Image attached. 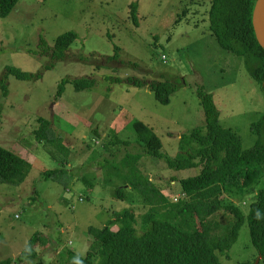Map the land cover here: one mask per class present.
<instances>
[{"label": "rangeland", "instance_id": "obj_1", "mask_svg": "<svg viewBox=\"0 0 264 264\" xmlns=\"http://www.w3.org/2000/svg\"><path fill=\"white\" fill-rule=\"evenodd\" d=\"M211 1L20 0L8 17L0 19V83L7 67L42 76L26 81L10 76L6 96L0 84V146L32 165L21 186L0 183V264L9 260L10 264H72L70 251L80 256L89 251L91 227L101 230L131 208L138 216L139 234L145 232L140 224L149 207L114 168L126 154L140 150L133 128L136 121L160 137L164 154L177 157L183 135L206 129L200 87L213 95L221 125L238 134L244 150L256 144L252 126L264 114V90L243 58L222 49L212 35ZM67 32H75L77 39L66 59L54 61L44 45L54 48ZM117 47L120 59L111 61ZM109 77L167 79L180 86L170 104L163 105L150 88L112 83ZM82 78L94 79L95 87L77 92L67 84L57 97L63 80ZM39 118L52 122L56 143L37 140ZM115 133L132 146L109 147ZM138 164L172 201L182 197L180 181L202 170L171 169L151 156ZM59 168L70 176L66 183L44 177ZM119 188L129 201L116 198ZM255 200L234 199L247 218ZM39 232L44 243L38 242L35 258L19 261ZM217 255L222 264L258 261L248 219L232 248Z\"/></svg>", "mask_w": 264, "mask_h": 264}, {"label": "trees", "instance_id": "obj_2", "mask_svg": "<svg viewBox=\"0 0 264 264\" xmlns=\"http://www.w3.org/2000/svg\"><path fill=\"white\" fill-rule=\"evenodd\" d=\"M19 2L0 0V19L8 17ZM256 2L212 0L209 23L210 31L220 47L242 57L251 77L264 90V49L257 41L253 27ZM133 16L138 24L136 4L133 5ZM76 39L75 32H67L57 39L54 48L44 45L47 48L45 53L50 54L54 61L64 60ZM116 52L115 56L109 58L111 61H119L120 48L117 47ZM134 66L137 67L136 64ZM10 76L22 81L42 78L41 75L27 73L16 67H7L0 83L4 96L9 93L7 80ZM107 80L112 83L128 82L140 88L148 87L163 105L170 104L180 86L179 82L167 79L149 82L140 78L109 77ZM67 84H72L77 92H82L93 89L96 81L90 78L63 80L58 98L65 92ZM198 96L205 112L206 129H196L183 135L182 152L177 157L164 154L160 137L147 124L136 121L133 128L140 150L126 154L114 168L115 174H119L129 189L138 193L145 206L149 207L140 224V229L145 228V232H138V216L134 209L124 210L103 229L90 228L89 251L85 256L70 251L67 256L72 264H75L76 259L82 264H222L217 252L226 253L232 248L238 241L246 219L252 243L264 262V114L252 126V132L257 136L256 144L244 150L238 134L221 125L220 111L213 95L200 87ZM2 113L0 104V116ZM39 122L40 127L35 132L37 140L48 145L56 143L52 122L45 118H39ZM114 135L109 147L132 146V143L121 140L116 133ZM145 156L163 160L171 169L179 171L193 168L202 170L198 176L180 181L182 197L172 201L142 172L138 163ZM31 169L28 160L0 146L1 184L21 186ZM65 172V169L59 168L45 172L44 177L66 183L70 176H64ZM115 196L123 201L130 200L121 188ZM241 197L246 200L256 197L248 218L234 201ZM115 226L118 227L116 231L113 230ZM39 241L44 243L40 232L31 238L18 260L35 258ZM6 263L12 262L9 260Z\"/></svg>", "mask_w": 264, "mask_h": 264}, {"label": "water", "instance_id": "obj_3", "mask_svg": "<svg viewBox=\"0 0 264 264\" xmlns=\"http://www.w3.org/2000/svg\"><path fill=\"white\" fill-rule=\"evenodd\" d=\"M253 27L257 41L264 49V0H257L253 12ZM262 260V255L259 256L255 264H259Z\"/></svg>", "mask_w": 264, "mask_h": 264}, {"label": "clouds", "instance_id": "obj_4", "mask_svg": "<svg viewBox=\"0 0 264 264\" xmlns=\"http://www.w3.org/2000/svg\"><path fill=\"white\" fill-rule=\"evenodd\" d=\"M75 264H82V262L79 259H76Z\"/></svg>", "mask_w": 264, "mask_h": 264}]
</instances>
